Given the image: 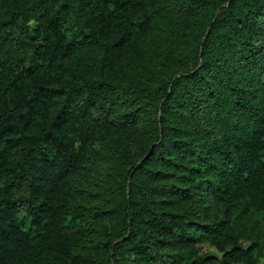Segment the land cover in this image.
Wrapping results in <instances>:
<instances>
[{
    "label": "trees",
    "instance_id": "trees-1",
    "mask_svg": "<svg viewBox=\"0 0 264 264\" xmlns=\"http://www.w3.org/2000/svg\"><path fill=\"white\" fill-rule=\"evenodd\" d=\"M0 264H264V0H0Z\"/></svg>",
    "mask_w": 264,
    "mask_h": 264
}]
</instances>
